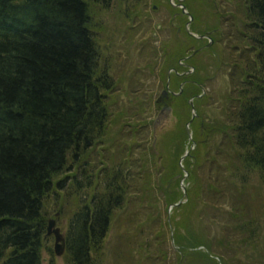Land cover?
<instances>
[{
  "label": "trees",
  "instance_id": "1",
  "mask_svg": "<svg viewBox=\"0 0 264 264\" xmlns=\"http://www.w3.org/2000/svg\"><path fill=\"white\" fill-rule=\"evenodd\" d=\"M91 1L0 0V264H41L52 197L68 213L66 264H102L114 221L123 229L111 249L116 264H140L143 251L144 264H171V232L176 264H264V245L245 262L230 258L233 245L250 249L256 237L254 249L263 233L251 201L264 184V0H219L211 22L190 25L198 34L211 31L213 44L188 58L208 39L188 33L177 7L179 34L160 50L159 74L164 84L170 77L167 102L177 115L167 143L147 139L145 118L125 134L112 131L116 80L90 25ZM208 3L187 0L194 23ZM226 68L229 90L199 95ZM208 100L218 112L205 120ZM188 122L194 144L182 159L184 193L179 159L190 141ZM134 147L135 156L118 153L128 148L133 155ZM144 202L157 212L148 219Z\"/></svg>",
  "mask_w": 264,
  "mask_h": 264
},
{
  "label": "rangeland",
  "instance_id": "2",
  "mask_svg": "<svg viewBox=\"0 0 264 264\" xmlns=\"http://www.w3.org/2000/svg\"><path fill=\"white\" fill-rule=\"evenodd\" d=\"M169 2L176 7V13L174 15H171L167 9L166 4H169ZM186 2L187 0H93L90 2V25L92 30L96 33L98 44L101 49V56L105 59V63L108 64V68H110L108 71L116 80L114 93L116 95L115 105L118 110L116 111L114 122L112 123V131L115 133L119 131L125 134L130 131L133 124L138 120V117L145 118L149 122L147 125L149 133L147 139L151 138L152 141L157 139L160 143H167L169 139L173 140L177 131L175 130L177 115L173 112V109L169 111L164 110L163 113H160L165 105L170 106V103L167 102V100L170 97L171 92H174L172 84L168 82L170 77H167L164 84L161 75L159 74L161 73L159 71L161 64L160 50L161 44H163L164 40L172 39L175 31L176 33L179 32L180 26L183 22L180 14L177 16L179 12L177 7H180L181 4L184 5L186 13L184 12L183 14L186 17L184 16L183 18L185 21H189V16L193 18L192 14L188 11V8H186ZM210 2L213 6L210 3L201 5L203 15L200 16L198 21H195L194 23V18L193 20H190L189 28L187 29L185 27L188 32L190 31L191 33L197 34L196 30H193L190 27L191 24L200 26L201 24H204L205 20L209 22L212 21L211 16L209 15H212L214 12V4L215 6H218L222 3L219 0H210ZM227 17L228 16L225 18ZM221 45L222 47L224 46V44ZM152 46L158 49L157 59L152 58ZM205 55H203L202 58H204ZM225 59L226 56L224 57V60ZM182 60L183 58L181 61ZM171 69L172 68L169 70ZM169 70L168 75L170 73ZM206 83L207 84L202 86L203 91L201 95L205 94V96H213L220 91L229 90L228 68L225 70H218V73H215L214 76H210ZM163 90L167 91L165 95H162ZM155 100L157 103H155ZM208 103L209 100L205 101L203 103L204 106L201 107V109L203 108L205 110V120L215 117V113L218 112V109L216 108L217 104L208 105ZM163 131L170 133L169 138H163L161 136ZM120 138L124 139V137ZM187 138L190 140L189 145H184L182 148V151L184 150L183 153L188 149L190 150V147H193L192 134L191 138ZM128 141L131 140L128 139ZM136 150V147H134L133 155L128 148H122L118 153L120 155H126V157H132L135 156ZM181 156L179 162H182L181 166L184 168V174L180 179V187L183 192H186L185 188L186 184H188L186 180L187 169L184 167L185 160L182 161ZM256 184L260 185L258 183ZM251 193L254 194L253 192ZM255 196L257 197L251 201V207L256 212L260 213L259 215L261 217L256 224L263 228V233H260L257 236L258 241L254 249L252 243H256V237L251 239L250 249L241 247L237 251V247L240 246V244L233 245V249H230L232 254L230 258L236 261L245 262L246 257H258L262 252L261 250L264 245V184L262 185V188H260L259 194ZM251 198L253 197H250V199ZM70 200L71 199L65 202L71 203ZM260 204L263 206L261 211H259ZM158 205L163 212L162 209L165 205L162 199L159 200ZM47 206L50 212L49 218L54 220L52 228H58L64 236L67 228L68 213L62 214L63 212L59 210V202H56V199L53 197L50 199ZM226 208L228 207L226 206ZM153 211L156 212L155 205L153 208V206L148 207L146 202L143 203V219L145 217L148 219V215ZM208 212L213 215V212L210 210H208ZM151 215L152 218H155L156 216L155 214ZM120 217L125 218V214H121ZM152 220L145 223L144 228H148V231L151 228V224H153ZM122 221L123 220L120 222ZM214 229L218 231L216 227ZM122 231V225L118 226L116 221H114L109 229L105 246L102 250L104 257L102 264H116V257L111 249L116 241L115 237L117 238V235ZM148 231H145L144 233H147ZM201 231L199 230L200 233H202ZM156 232V229H151L152 234H155ZM54 242L55 237L53 231L46 233L44 247L41 253V264H66L64 258L65 251L61 254H57L54 250ZM168 247L169 249H172L169 253V257L171 256V264H176L174 261L176 255L172 253L173 251L177 253L175 250L179 251V248L174 241L172 243V240H170ZM142 253L143 256H140L138 253L141 257L140 264H144V251ZM151 255L153 256V259L155 257L160 259L162 254L159 255V253L156 252V254L151 253ZM130 261L131 260H126L124 263L132 264ZM155 263L157 264V262ZM196 264L203 263L199 261L198 263L196 262Z\"/></svg>",
  "mask_w": 264,
  "mask_h": 264
},
{
  "label": "water",
  "instance_id": "3",
  "mask_svg": "<svg viewBox=\"0 0 264 264\" xmlns=\"http://www.w3.org/2000/svg\"><path fill=\"white\" fill-rule=\"evenodd\" d=\"M181 8H182V11L186 13V11L184 9L185 7L183 5H181ZM189 21H190V19H189ZM189 21L186 24V28L187 29H188V23H189ZM189 33L192 34L193 36L197 37V38H202L204 36V35H201V34L191 33L190 31H189ZM209 42H211V40ZM199 49H201V48L199 47V48L194 49L193 51H191L188 55L184 56L183 58H188V57L192 56ZM168 82H169V80H168ZM166 92H167L166 90H163V94L162 95H165ZM189 102H190V104H192V99H189ZM164 110L165 111H169L170 110V106L169 105H165L161 109L160 113H163ZM195 115H196V112L192 108V117L195 116ZM188 124H189V122L186 125V127H187V133H188V137L191 138V132L189 130V125ZM193 144H194V141H193ZM191 148L192 147H190V149ZM188 153H189V149L181 156V159H183L185 157V155H187ZM181 185H182V183H181ZM182 188H183V185H182ZM182 201H183L182 199H179L176 203L171 204L169 206V210H170V208L172 206L179 205ZM53 225H54V220L53 219H49V222H48V225H47V233H50L51 231H53L54 237H55L54 250H55V252L57 254H61L64 251V246H65L64 237H63L62 233L59 231L58 228H52ZM171 240H172V243H173V235H172V232H171Z\"/></svg>",
  "mask_w": 264,
  "mask_h": 264
},
{
  "label": "flooded vegetation",
  "instance_id": "4",
  "mask_svg": "<svg viewBox=\"0 0 264 264\" xmlns=\"http://www.w3.org/2000/svg\"><path fill=\"white\" fill-rule=\"evenodd\" d=\"M191 20H193V18H192ZM213 30H215V29H213ZM210 33H211V31L207 30L206 33L201 34V35H204L202 38L208 39V41H207L206 44H203L202 46H200L201 49H202L203 47H208V46H210L211 44H213V39H212V38H211V42H209V38L211 37V36H210ZM208 43H209V44H208ZM198 48H199V47H198ZM201 49H199V50H201ZM199 50H197V51H199ZM192 71H194V69H193ZM192 71H191V72H192ZM169 83H170V79H169ZM199 95H201V94H199Z\"/></svg>",
  "mask_w": 264,
  "mask_h": 264
}]
</instances>
